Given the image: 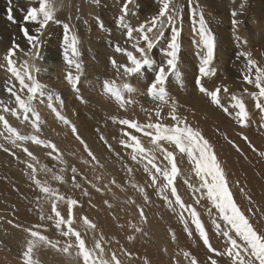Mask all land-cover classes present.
I'll return each mask as SVG.
<instances>
[{"label": "rangeland", "instance_id": "rangeland-1", "mask_svg": "<svg viewBox=\"0 0 264 264\" xmlns=\"http://www.w3.org/2000/svg\"><path fill=\"white\" fill-rule=\"evenodd\" d=\"M119 1L57 0L58 10L56 12V19L61 21V23L50 24L49 28L46 30L43 38V47L39 49L41 58L35 61L40 71L35 75L41 83L48 85L49 88L55 89L61 94L64 102H66L65 106L71 104L69 107H72L71 110L73 111V115L65 112V107L62 113L73 122L76 120L77 122L75 121V124H78L77 127L81 136L84 139L90 137L92 140L90 141L97 144L96 146L101 148H99L98 151H101L100 153L106 157L102 154L101 156L96 155L89 147L95 156L99 157L97 158V160L99 159L98 164L91 161L90 157H88L87 153L84 151L83 146L73 137L70 129L62 125L56 119L54 113L47 107L46 98H44L42 102L38 99L35 105L43 121V135L41 138L50 139L54 142L63 154V159L67 161L66 166L68 171L64 173L67 181L66 183L60 184L53 180L51 172H45L44 170L46 167L47 169H51L52 172L59 174V170L65 167V165L60 164L58 160L53 159L52 156L47 154L51 151L50 149L28 142L25 146L30 149L31 146L32 148L37 146L43 149V156L40 159L38 155H35L38 158V162L30 161L23 151L13 147L4 137H0V144H4L5 147L15 152V155H11L10 153L0 150V264H22L21 254L26 241L22 240L20 242H15L13 240V235L20 233L26 240L27 233L22 230L23 228L43 223L47 231H44L42 228V234L47 235L52 240H60L62 244L66 240V238L59 236L52 222H41L39 220L37 208L42 206L45 215H49L51 214V206L43 198H41L39 202L37 201V197H42V194L36 189L29 175L26 174L30 171L27 168V164L21 163L20 161L32 162L37 169L38 179L47 181L52 187L58 188L60 193L64 194L66 197L77 199L83 205L82 208L76 209L77 215L87 216L96 223V238L99 239L101 234L104 236L102 246L105 249V258H109L112 252H116L121 264H144V258H147L149 264H188V261L184 258L182 253L183 251H189L197 258L198 264H209L207 258L210 254L202 241L195 236L193 239L187 237V234L183 231L182 225L178 222L176 216L170 212L164 205V202L156 196L154 189H148L151 203L145 204L140 193L130 186V177L123 167V163H127L129 166L133 167L134 173L131 179L134 182L145 184L148 180L142 167L131 161L125 149L119 143L120 139H122V126L114 124L110 117L115 116L119 119H135L139 120L141 123H147L148 114L142 109L151 111L160 107L163 109V114L166 116L169 111V106L162 104L158 100H153L146 93V88L150 83L149 80H152L154 76V71L152 69H147L140 74V84H138L135 81L136 78L125 77L122 69L117 73V70L110 63V58H115L118 64L128 63L127 57L123 53H117L115 51L116 45L134 52V49L131 47L132 42L127 40L125 29L119 24L118 17L121 14L120 10L123 0H121L122 3L121 1L119 3ZM226 1L195 0V3H193V0H174L175 5L180 7L183 11L182 24L180 25L182 32V50L178 71L169 77L166 88L169 95L179 101L181 105L179 108L180 114L186 115L194 127L202 129L204 135L215 146L219 158L225 163L230 180L233 182L232 191L234 193V198L241 209L247 213L249 203L245 195L241 193L240 187H245L247 194L250 195L255 204L259 206V211L256 215L252 216V222L258 230L264 231V216H262V213H264V158H261L258 154V152L264 151V131L260 129V124L264 122V115L260 114L254 107L255 102L245 95L244 100L251 114V121L247 128H241L235 124L231 117L226 116L214 106L210 105L207 98L199 93L195 84L200 65V55H198L199 49L197 46V41L199 39L197 31L198 24L193 23L191 16L193 7H197V10H203L205 20L216 40L214 66L217 69V73L215 77L205 79V83L210 89L213 87V84H216L227 85L230 92H236V94H240L245 87H248L250 91L254 90L252 86L247 85L242 80L241 74L244 66L241 67L237 62L243 61L244 63V60L243 58L237 59L239 51H251L253 58L256 59L261 66H264V45H254V43L261 44L260 39H262V36H260V34L264 31V19H260L263 14L258 12V4L261 3V1L264 4V0H239L244 2L243 9L247 7L245 16L253 12L258 19H254V22H251L252 20L249 18H245L243 22L239 20L240 24L238 31L235 30L231 24L234 18L231 12L236 11V9H234L235 5L233 4L234 0ZM153 2L158 5H153ZM228 2L230 4H228ZM138 3V15L130 17L128 20L132 25H138L144 22L148 17L157 13V9H159L158 0H138ZM61 4L62 7L60 6ZM219 4L224 8L228 6L230 10L226 8L227 10L224 9V11H222ZM31 7H38L37 0H11V3H9V0H0V99L2 100L7 101L11 99L10 95L6 92L8 86L6 83L7 81L11 80L12 83H16L18 86V82H16L14 78H11V74L6 70L7 65L4 60V56L12 46L14 38L16 43L20 45V49L23 50H17L16 55L13 57L17 62V67L22 65L25 60H29V57L26 56L25 53L30 50V46L27 44L20 29L22 26H27L30 33L34 34L37 25L25 24L24 20L27 11ZM9 9H11L10 12ZM240 11H243L241 7ZM9 15L14 17L13 21H9ZM63 23H68L71 30L77 33L81 39V62L85 70L81 73L82 86L80 91L83 97L88 101L87 104L80 102L77 96L73 94L71 86L66 80L67 65L63 60ZM253 26L256 27L255 34L249 32V27ZM219 31H222V35H225L229 40L230 46L223 45V49L228 52L230 51V57L225 58L221 49H219ZM169 36L170 29L165 32L164 40L156 45L150 52V55L157 63H159L162 58L161 48ZM236 36L240 37L239 41L236 40ZM60 56L61 58H59ZM221 56L224 57V60H222ZM29 62L31 63L32 61L29 60ZM186 78L190 80V82L185 81ZM104 80H115L117 85L124 82L132 83L133 86L138 89V93L130 97L126 96V98L134 99L136 103L129 105L127 111L120 109L114 100L103 94L102 81ZM192 81H194V84ZM224 102L227 103L226 98ZM56 103L58 104V101ZM43 105L44 109H40L43 108ZM67 114H69V116ZM5 115L8 120L17 121V119L10 114ZM152 119L153 121L156 119L154 114ZM22 120L23 119H20L22 122L20 125L31 126L29 122ZM164 123L171 124L172 121L166 119ZM109 124L115 125V129H110V127H114ZM217 129H219L220 132L227 133L228 137L240 146L245 155L236 152V150L225 141L223 136L217 133ZM0 131H3L2 125H0ZM81 131L84 135L88 134L86 135L87 137L83 136ZM241 133L249 138L252 145L257 149V152H253L248 146V143L241 138ZM23 134H34V129L33 132H25ZM134 134L140 135L139 133ZM5 135H7L6 132ZM101 135L108 140L115 152L120 154L119 159L113 152H110L107 146L99 139ZM142 142L145 146H148V138L142 137ZM245 156L247 159H245ZM17 157H19V160ZM103 158L114 166L113 170L119 174L117 177L101 167L100 162ZM84 161H88V163H84ZM178 163H180L179 157ZM73 166L82 174L77 175V182L80 183L83 188H87L91 199H89L88 196L82 195V189L73 187L71 182L72 173L70 171ZM181 167L185 175L190 174L189 171H187L190 169V165L187 163L186 158L181 163ZM82 177H86L87 181H90L91 184L100 187L103 190L102 193L96 192ZM113 179H115L116 184L111 183ZM191 179L193 183L197 182V178L194 174H191ZM237 181L240 187L236 186L235 182ZM117 184L120 185V187H117ZM177 185L185 202L193 203L194 198L187 191L186 186L183 185L179 178L177 180ZM132 199H135L136 204L144 207L148 217V223L143 225L147 235L135 234V241L130 243L127 237L133 233L129 228V224L130 222H134L138 225L140 223L138 210L136 204L131 203ZM105 201L112 204L113 207L108 208ZM93 205L95 207H93ZM193 206L197 208L209 232L210 242L216 249L223 251L226 247L224 239L215 234L211 219L208 216V209L212 207L210 201L202 199L199 205L194 204ZM66 207L67 206L62 202L58 205V208L64 215L67 214ZM212 211L215 213L214 208ZM113 216H115L116 219H113ZM9 220H12L15 224L21 225V228L12 227L7 223ZM118 225H124V227L121 228ZM74 226L78 227L79 225ZM169 229L175 231L177 236L176 242L172 241ZM117 240L119 243H116ZM87 243L90 246L93 243L91 234H89ZM164 249L167 251L165 252ZM124 250L131 253V257L126 255ZM38 252L45 253L47 260H50L48 264L52 261V256L50 255L53 253L60 256L62 262L73 261L72 263L75 264V261L67 255L57 253L50 248L41 247ZM65 258L68 260H65ZM214 258L218 260V264H230V259L227 257ZM42 264L45 263L42 262ZM53 264L56 263L53 262Z\"/></svg>", "mask_w": 264, "mask_h": 264}, {"label": "snow or ice", "instance_id": "snow-or-ice-1", "mask_svg": "<svg viewBox=\"0 0 264 264\" xmlns=\"http://www.w3.org/2000/svg\"><path fill=\"white\" fill-rule=\"evenodd\" d=\"M11 3V0H9ZM38 7H31L24 18L25 24H35L34 34L30 33L27 26H22L20 31L26 39L30 50L25 53L29 60H25L22 65L17 67V62L13 59L20 45L13 39L12 46L8 49L4 56L7 68L6 70L18 82L8 84L6 92L11 99H0V125L3 131H0V137H4L15 148L23 151L30 161H37L38 158L32 151L25 146L28 142L50 149L47 154L53 159L58 160L65 167L59 170V174L52 172L51 169L45 167V172H51L52 179L60 184L66 183L65 175L68 171L67 161L63 159L57 145L50 139H42L43 121L37 110L36 102H41L44 98L47 100V107L54 113L56 119L68 129H70L73 137L78 141L90 157L91 161L99 163L95 154L89 148L87 142L81 136L77 125L62 113L65 107L64 99L61 95L48 85L41 83L36 73L40 68L35 61L41 58L39 49L43 47L44 36L50 24H60L61 21L56 19L58 10L57 0H37ZM158 12L148 17L144 22L138 25H132L128 22L130 17L138 15V0H123L121 14L119 15V24L125 29L127 40L131 41L133 51H128L119 45L115 46L117 53H123L127 57L128 63L118 64L115 58H110V63L119 73L122 69L123 75L128 78H136L147 69L154 71V76L146 88L147 95L153 100H158L164 105L169 106V111L165 116L163 109L157 107L153 110L142 109L148 114V122L141 123L135 119H119L115 116L110 117L114 124L122 126V139L119 143L125 149L126 154L131 161L140 165L143 172L147 175L148 180L145 184L134 182L131 177L134 173L133 167L127 163H123L129 175L130 186L138 191L145 204L151 203L148 189H154L156 196L164 202L167 209L172 212L178 222L182 225L183 231L189 239L194 236L202 241L208 253L209 264H218V260L214 257H227L230 264H264V231L256 228L252 222V216L259 211V206L255 204L252 197L247 194L245 187H240L239 182H235L240 191L245 195L249 203L247 213L241 209L234 198L232 191V183L228 174L225 163L219 158L213 143L204 135L202 129L194 127L186 115H181L179 108L181 107L178 100L169 95L166 84L169 77L178 71L180 54L182 50L181 28L183 11L176 6L174 0H158ZM195 3V0H193ZM62 7V4L60 5ZM243 10V5H241ZM11 9H9V12ZM232 25L238 31L240 21L237 13L233 12ZM191 16L194 24H198L197 46L200 55V65L198 68V76L195 81L199 93L207 98L210 105L221 111L235 122L241 128H247L251 121V114L247 108L244 96L250 97L255 103L254 107L258 112L264 115V66H261L256 59L253 58L251 51H239L237 59L243 58L244 68L242 71V80L247 85L252 86L254 90L250 91L248 87L242 89L240 94L232 93L227 85H216L210 89L205 83L206 78L215 77L217 69L214 66L216 40L211 32L202 9L197 10L193 7ZM9 21H13L12 15L8 16ZM64 39H63V60L67 65L66 80L71 86L73 94L77 96L81 103L87 104L88 101L81 94L82 76L84 65L81 62V39L77 33L71 30L68 23H63ZM170 29V36L162 46V58L159 63L150 55L156 45L164 40L165 32ZM135 34V35H134ZM239 41L240 37L236 36ZM138 54V55H137ZM75 73V74H74ZM102 92L110 99L114 100L120 109L127 111L129 105L136 103L134 99L126 98L138 93V89L130 82H124L117 85L115 80L102 81ZM223 93V96H222ZM225 98L227 103L224 102ZM58 101V104L56 103ZM14 105V106H13ZM5 114H10L17 120L23 119L31 124L34 134L24 135L13 127ZM156 119L153 121L152 116ZM31 117V119H30ZM170 119L171 124L164 123V120ZM260 129L264 131V122L260 124ZM217 133L231 145L236 152L245 155L238 144L230 139L227 133L216 130ZM5 132L7 135H5ZM134 133H139L136 135ZM142 137L148 138V146L142 142ZM241 138L248 143L253 152L257 149L252 145L246 135L241 133ZM99 139L107 146L110 152H113L117 158L120 154L116 153L108 140L101 135ZM0 150L15 155L4 144H0ZM130 150V151H128ZM55 154V155H53ZM261 158H264V151L258 152ZM178 157L180 163H178ZM186 158L190 165L189 175H185L182 171L181 163ZM19 160V157H17ZM245 159L247 157L245 156ZM26 163L30 170L26 174L29 175L36 189L42 194L37 197V201L43 198L51 206V214L45 215L42 206L37 208L39 220L41 222L50 221L57 230L59 236L66 238L62 244L60 240H52L47 235L42 234L41 229L47 231L43 223L32 225L22 230L27 233L26 243L22 250V264H42L39 259L38 250L50 248L57 253L65 254L75 261V264H121L116 252H112L109 258H105V249L102 246L104 241L103 234L100 238H96L97 225L87 216L77 215L76 209L82 208L83 205L74 198L66 197L59 192L58 188L52 187L47 181L37 178V169L32 162L20 161ZM88 163V161H84ZM102 167V165H101ZM72 176L71 182L73 187L82 189V195L91 199L87 188H83L77 182V175H82L78 169L73 166L70 169ZM191 174L197 178V182L193 183ZM85 182L96 191L101 192L102 189L95 184L87 181L86 177H82ZM182 181L187 191L194 198L193 203H186L178 190L177 180ZM111 183L116 184L115 179ZM120 187V185H116ZM107 187V186H105ZM123 190V189H122ZM202 199L210 201L212 207L208 209V216L211 219L215 234L222 237L226 244L223 251L216 249L209 239V232L200 217V213L193 205H199ZM66 205V215L58 208L60 203ZM127 203V201H126ZM132 204H136L135 199L131 200ZM108 208L113 205L105 201ZM93 207H95L93 205ZM138 215L140 218L139 225L130 222L129 228L132 235L127 237L131 243L135 241V234L147 233L144 231L143 225L148 223V217L144 207L136 204ZM215 209L213 213L212 209ZM264 216V213H262ZM113 219H116L113 216ZM14 228H21V225L13 223L12 220L7 221ZM74 225H79L74 226ZM124 227V225H118ZM82 229V230H81ZM173 242L177 241L174 230L169 229ZM91 234L93 241L90 246L87 243ZM116 243H119L117 240ZM125 254L131 257V253L124 250ZM166 252L167 250L164 249ZM184 258L188 264H198L197 258L189 251H183ZM144 264H149L147 258H144Z\"/></svg>", "mask_w": 264, "mask_h": 264}, {"label": "bare ground", "instance_id": "bare-ground-1", "mask_svg": "<svg viewBox=\"0 0 264 264\" xmlns=\"http://www.w3.org/2000/svg\"><path fill=\"white\" fill-rule=\"evenodd\" d=\"M119 1V0H118ZM121 1V0H120ZM120 1H119V3H120ZM221 1V0H220ZM226 1V0H225ZM237 1H239V0H234L233 1V4L235 5V8H234V6H233V8L234 9H236V13H237V17L236 18H238L240 21H244L245 20V18H249V19H251L252 21L251 22H254L255 20L254 19H258V17L257 16H255V13H248L246 16H245V13H246V10H247V7H244V9H243V11L241 12L240 11V7H241V5H243L244 4V2L243 1H239V2H237ZM212 2V1H211ZM210 2V3H211ZM219 2V1H218ZM223 2V1H222ZM118 3V4H119ZM121 3H122V1H121ZM224 3V2H223ZM226 3H227V1H226ZM212 4V3H211ZM215 4V3H214ZM228 4H230L229 2H228ZM232 4V3H231ZM252 4V3H251ZM153 5H158V4H156V3H154L153 2ZM213 5V4H212ZM220 5V8H221V10L222 11H224V9H226V8H229L228 6L226 7V8H224L223 6H221V4H219ZM248 5V4H247ZM251 6V5H250ZM218 8V7H217ZM253 8V7H252ZM258 12L259 13H262L263 14V16H261L260 17V19H264V4H263V2L261 1V3H259L258 4ZM158 10V9H157ZM227 10V9H226ZM229 10H230V8H229ZM232 10V9H231ZM238 10V11H237ZM230 12V11H229ZM249 12H250V10H249ZM139 13V12H138ZM140 13H141V11H140ZM224 13V12H223ZM231 13H233V12H231ZM229 14V13H228ZM141 16V15H140ZM230 16V15H229ZM230 17H232V16H230ZM136 19H138V18H136ZM233 20V19H232ZM232 22V21H231ZM232 24V23H231ZM251 24V23H250ZM252 25V24H251ZM250 26V25H249ZM219 29V28H218ZM255 29H256V27H249V32L251 33V34H255ZM216 30V29H215ZM225 31V30H224ZM222 31H219V38H218V42L220 43L219 44V49H221V52L223 53V55H224V57L225 58H227V57H230V55H231V53H230V51L228 52V51H226V50H224L223 49V45H227V46H230V43L228 42L229 40L227 39V37L224 35H222V33H221ZM260 36H262L261 38L262 39H260V41H261V44L259 43V44H257V43H254V45L255 46H260V45H264V31L260 34ZM255 42V41H254ZM226 46V47H227ZM225 48V47H224ZM260 48V47H259ZM262 48V47H261ZM260 50V49H259ZM258 50V51H259ZM92 51V50H91ZM61 53V52H60ZM59 53V54H60ZM92 53V52H91ZM54 54V53H53ZM52 55V54H51ZM56 55V54H55ZM54 55V56H55ZM221 55V54H220ZM50 56V55H49ZM48 56V57H49ZM59 56V55H58ZM52 57V56H51ZM92 57V56H91ZM222 57V56H221ZM224 57H222V60H224ZM53 58H55V57H53ZM59 58H61V56L59 57ZM58 58V59H59ZM51 63V62H50ZM52 63H54V62H52ZM237 63H239L240 65H241V67L242 66H244V63H243V61L241 62H237ZM47 64V63H46ZM241 76H242V74H241ZM145 80V79H144ZM185 80V79H184ZM184 80H182V81H184ZM90 81V80H89ZM135 81L138 83V84H140V82H139V80H137V79H135ZM149 81H151V79L149 80ZM185 81H188V82H190V80H188L187 78H186V80ZM184 81V82H185ZM135 82V83H136ZM193 82V84H194V81H192ZM191 82V83H192ZM229 84V83H228ZM136 85V84H135ZM88 86V85H87ZM229 86H230V84H229ZM90 88H92V87H90ZM72 93V92H71ZM85 93V92H84ZM236 93V92H235ZM68 94H70V93H68ZM61 95V94H60ZM64 97V96H63ZM89 97V96H88ZM90 97H91V95H90ZM198 98H200V97H198ZM74 100V99H73ZM72 100V101H73ZM78 100V99H77ZM66 103V102H65ZM44 104V103H43ZM69 104V103H68ZM71 104H69V105H66L65 106V109H64V111L65 112H67V113H69L70 115H73L72 114V110H71V108L69 107ZM75 107V106H74ZM40 109H44V105H43V108H40ZM41 111V110H40ZM69 114H67L68 116H69ZM72 118H73V120H74V117L72 116ZM10 121V124L11 125H13L15 128L17 127L18 128V131H20V133L21 134H23V133H25V132H33V128L30 126V127H28V126H24V125H20L22 122L20 121V120H17V121H15V120H9ZM23 121V120H22ZM75 121L76 120H74V123H75ZM51 122V121H50ZM49 122V123H50ZM77 122V121H76ZM48 123V124H49ZM51 124H52V122H51ZM78 125V124H77ZM110 126H113L114 128H112V127H110V129H115V125H111V124H109ZM80 126V125H79ZM88 126H89V124H88ZM87 126V127H88ZM83 127V126H82ZM90 127V126H89ZM80 128H81V126H80ZM116 128H118V127H116ZM119 129V128H118ZM83 131V130H82ZM81 131V133H82V135L83 136H85V137H87L86 135H88V134H86V135H84L83 134V132ZM113 131V130H112ZM120 131V130H119ZM117 132V131H116ZM121 132V131H120ZM113 135H114V133H113ZM119 136V135H118ZM116 137V136H115ZM119 137H121V136H119ZM118 137V138H119ZM117 138V137H116ZM123 138V137H122ZM86 142H87V144L89 145V147L94 151V153H96V155H98V156H101V154L102 153H100L101 151H98L99 150V148L100 147H98V146H96L97 144H95V143H93V142H91L92 140L90 139V137L88 138H85L84 139ZM91 140V141H90ZM31 145V144H30ZM97 147H98V149H97ZM30 149V148H29ZM101 149V148H100ZM30 151H32L33 153H34V155H38V157H39V159L43 156V154H42V151H43V149H41V148H39V147H37V146H35V147H33L32 148V146H31V149H30ZM42 154V155H41ZM103 155V154H102ZM103 156H105V155H103ZM102 156V157H103ZM106 157V156H105ZM97 158H99V157H97ZM99 160V159H98ZM100 165H102V168L103 169H105L106 171H108L109 173H111L112 175H114V176H118L119 174H118V172H116L115 170H113V167L114 166H112L111 164H109L104 158L101 160V162H100ZM39 168V167H38ZM115 169V168H114ZM25 179V178H24ZM13 240L15 241V242H20V241H22V240H24V241H26L25 240V238L23 237V235L22 234H20V233H17V234H15V235H13ZM38 256H39V258H40V260L43 262V263H45V264H48L49 263V261L50 260H47V258L45 257V253H40V252H38ZM50 256H52V261L54 262V263H56V264H73L72 262H69V261H63L62 262V260H61V258H60V256H58V255H56V254H51ZM65 260H68L67 258H65ZM70 260V259H69ZM51 261V263L50 264H53V262Z\"/></svg>", "mask_w": 264, "mask_h": 264}]
</instances>
